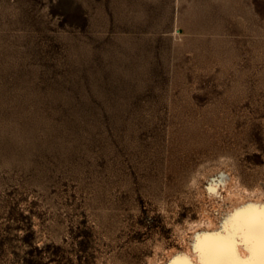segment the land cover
<instances>
[{
    "label": "rangeland",
    "instance_id": "1",
    "mask_svg": "<svg viewBox=\"0 0 264 264\" xmlns=\"http://www.w3.org/2000/svg\"><path fill=\"white\" fill-rule=\"evenodd\" d=\"M221 155L264 181V0H0V264L178 246Z\"/></svg>",
    "mask_w": 264,
    "mask_h": 264
},
{
    "label": "bare ground",
    "instance_id": "2",
    "mask_svg": "<svg viewBox=\"0 0 264 264\" xmlns=\"http://www.w3.org/2000/svg\"><path fill=\"white\" fill-rule=\"evenodd\" d=\"M219 161V166L201 174L207 182L199 183L202 184L199 188L202 202L198 217L183 219L188 228L182 231L180 244L166 247L164 241L157 238L150 242L151 254L140 264H261L264 257L259 241L246 242L244 235L233 227L232 218L237 212L258 213L264 208V181L248 185L234 172V167L225 165L223 155ZM191 182L197 185V177ZM174 223L175 228L180 229L176 220ZM51 228L54 230H50L51 235L40 234L41 246L61 237L60 225L53 224Z\"/></svg>",
    "mask_w": 264,
    "mask_h": 264
},
{
    "label": "snow or ice",
    "instance_id": "3",
    "mask_svg": "<svg viewBox=\"0 0 264 264\" xmlns=\"http://www.w3.org/2000/svg\"><path fill=\"white\" fill-rule=\"evenodd\" d=\"M232 222L233 227L244 235L246 242L259 241L261 255L264 257V208L258 213L249 210L237 212ZM211 247L215 249L216 246ZM261 264H264V259Z\"/></svg>",
    "mask_w": 264,
    "mask_h": 264
}]
</instances>
